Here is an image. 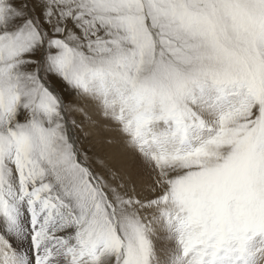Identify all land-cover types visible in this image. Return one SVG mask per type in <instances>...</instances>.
Listing matches in <instances>:
<instances>
[{
  "label": "snow or ice",
  "instance_id": "snow-or-ice-1",
  "mask_svg": "<svg viewBox=\"0 0 264 264\" xmlns=\"http://www.w3.org/2000/svg\"><path fill=\"white\" fill-rule=\"evenodd\" d=\"M0 264H264V0H0Z\"/></svg>",
  "mask_w": 264,
  "mask_h": 264
},
{
  "label": "bare ground",
  "instance_id": "bare-ground-1",
  "mask_svg": "<svg viewBox=\"0 0 264 264\" xmlns=\"http://www.w3.org/2000/svg\"><path fill=\"white\" fill-rule=\"evenodd\" d=\"M99 130L104 131L102 129L89 130L93 132V134L90 136V141L93 145H96L94 150L98 152L100 156L103 157L108 163L113 164L117 167L123 166L128 170H133L129 168L127 160L130 159H127L126 157L127 150L124 148L122 144L114 143L112 145H104L103 147H100V145L104 144V141L108 139L102 140L103 137L99 138V136L101 135V132H99ZM112 133L114 132H109L108 134L110 135V139L114 140L115 137L114 135L112 136ZM114 141L117 140L115 139ZM96 155L98 154L96 153ZM130 161L134 162L136 168L139 166L140 163L139 159L137 163L136 160H130Z\"/></svg>",
  "mask_w": 264,
  "mask_h": 264
},
{
  "label": "rangeland",
  "instance_id": "rangeland-1",
  "mask_svg": "<svg viewBox=\"0 0 264 264\" xmlns=\"http://www.w3.org/2000/svg\"><path fill=\"white\" fill-rule=\"evenodd\" d=\"M94 115V119H97V120H99V117L98 116H95V114H93ZM77 119H79V116H77ZM90 129H85V131H89ZM103 130V129H102ZM99 132H101V135L99 136V138H102V140L103 139H110V135L108 134L109 132H106V131H101V130H99ZM114 135V137H115V139L117 140V143L118 144H122V143H119V136H118V134L117 133H112V136ZM114 139V140H115ZM88 140H89V143L91 144V145H93L92 143H91V141H90V137L88 138ZM123 145V144H122ZM89 146V144H86L85 145V147H88ZM94 153H95V155H96V153L98 154V156H100V154L98 153V152H96L95 150H94ZM126 157H127V159H130V160H136V163L138 162V157H135L134 156V154H132V153H130V152H128L127 151V154H126ZM130 160H127V163H128V165H129V168L130 169H135L136 168V166L134 165V162H132V161H130Z\"/></svg>",
  "mask_w": 264,
  "mask_h": 264
}]
</instances>
